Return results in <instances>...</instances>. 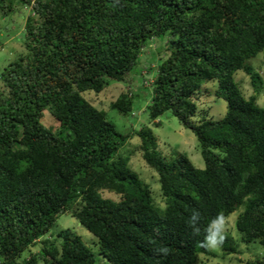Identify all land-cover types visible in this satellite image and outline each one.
I'll return each instance as SVG.
<instances>
[{
  "label": "trees",
  "instance_id": "obj_1",
  "mask_svg": "<svg viewBox=\"0 0 264 264\" xmlns=\"http://www.w3.org/2000/svg\"><path fill=\"white\" fill-rule=\"evenodd\" d=\"M19 6L30 9L26 51L0 75V264H96L79 234H52L67 212L97 238L105 264H196L213 254L201 246L210 222L242 206L241 237L223 234L224 254L264 245V72L251 63L264 51V0H0L4 16ZM156 40L154 70L142 72L153 91L146 110L153 125L171 111L192 129L204 168L178 150L168 159L151 125L120 131L84 95L127 81ZM241 69L250 97L235 78ZM206 92L227 101L223 117L194 118ZM137 93L110 106L135 116ZM46 109L57 131L43 123ZM135 135L139 144L123 152ZM137 150L159 174L165 207L130 165ZM245 264H264V253Z\"/></svg>",
  "mask_w": 264,
  "mask_h": 264
},
{
  "label": "rangeland",
  "instance_id": "obj_2",
  "mask_svg": "<svg viewBox=\"0 0 264 264\" xmlns=\"http://www.w3.org/2000/svg\"><path fill=\"white\" fill-rule=\"evenodd\" d=\"M29 11L30 9L27 6H19L16 11L9 12L6 16L2 15L0 12V75L10 61L16 59L26 51L24 46V22L25 15H27ZM157 42L156 40L152 48H145L142 51L140 64L135 68L133 72L134 75H128L127 81H113L100 93L86 91L84 95L96 107L104 110L107 113V117L116 123L120 131L128 132L133 129H139L142 125H151L157 136L158 149L166 155L168 159H173L175 157L174 150H178L179 152L187 154L197 167L204 168L205 160L201 152V146L193 130L185 127L171 111H166L157 119L158 124L153 125V121L150 119L149 113L146 110L147 105L152 99L153 91L151 87L145 85L141 87V81L143 79L142 72L143 69L153 72L154 66L156 65V57L159 56V43ZM251 63L258 71L264 72V51L252 58ZM146 76L147 75L144 77ZM235 78L242 86L245 95L250 97L253 90L249 75L241 69L235 74ZM216 84V82L208 81L205 85H208V87L214 91ZM125 90L132 91L134 94L138 92L133 104L135 116L123 114L118 109L110 106L111 102ZM198 103L201 111L194 117L196 120L201 117L203 113L202 110L205 111L209 117L214 118L223 117L227 110L226 100L217 98L214 94H209L207 92L201 96ZM258 103L264 106V90L259 95ZM42 121L53 130H58V123L49 109L44 111ZM139 142V136H133L131 140L122 147V151L125 152L127 149L136 148ZM130 157L132 169L136 171L144 181L151 185L156 201L162 204L161 206L165 207V203L161 199V184L158 180V172L147 164L141 151L137 150L132 152ZM104 195L113 197L115 194L105 190ZM242 210L243 206L231 213L228 217L222 219L224 226L223 234L227 233L237 240L240 239L241 232L236 226V221ZM62 229H69L79 234L83 241L95 252L96 264H105L103 257L99 254L100 249L97 238L82 225L76 217H73L68 212L61 214L51 232H54L52 234H57ZM38 243L40 242L38 241ZM38 243L32 247L34 252L39 251L40 244ZM210 249L213 254L199 253L196 264H245L246 260L264 253V245L259 242H241L239 247L240 253L238 254H224L220 244L215 247H210ZM25 255H30V251L27 250ZM40 264H44V262L41 261Z\"/></svg>",
  "mask_w": 264,
  "mask_h": 264
},
{
  "label": "clouds",
  "instance_id": "obj_3",
  "mask_svg": "<svg viewBox=\"0 0 264 264\" xmlns=\"http://www.w3.org/2000/svg\"><path fill=\"white\" fill-rule=\"evenodd\" d=\"M199 213H194L191 222L195 223L198 219ZM223 223L220 217L214 218L207 228V235L204 240L201 242V246L204 247H215L223 242ZM195 234H199L200 229L195 228ZM161 251H167L166 249H162Z\"/></svg>",
  "mask_w": 264,
  "mask_h": 264
}]
</instances>
